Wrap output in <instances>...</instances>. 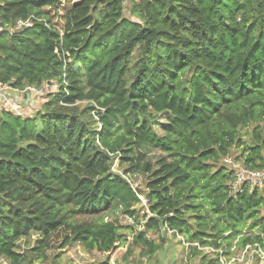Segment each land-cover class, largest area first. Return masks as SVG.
I'll list each match as a JSON object with an SVG mask.
<instances>
[{
	"label": "trees",
	"instance_id": "trees-1",
	"mask_svg": "<svg viewBox=\"0 0 264 264\" xmlns=\"http://www.w3.org/2000/svg\"><path fill=\"white\" fill-rule=\"evenodd\" d=\"M62 1L0 0V83L57 84L0 109V258L33 264L58 232L97 264L264 251V184L231 194L223 162L264 165V0Z\"/></svg>",
	"mask_w": 264,
	"mask_h": 264
},
{
	"label": "rangeland",
	"instance_id": "rangeland-1",
	"mask_svg": "<svg viewBox=\"0 0 264 264\" xmlns=\"http://www.w3.org/2000/svg\"><path fill=\"white\" fill-rule=\"evenodd\" d=\"M72 0H65L62 1V5L71 2ZM50 13L53 17V22H57V28H60L61 23V11L60 10H53L50 9ZM57 89V84H53L52 86L48 87L43 96L41 97H30L26 100L24 106L20 109V115L29 116L35 112V107L40 104V101L45 99L50 92H55ZM38 104V105H37ZM116 169V163L113 166ZM135 186H142V177L139 176L134 180ZM142 199V205L145 204V199L140 196ZM142 213V211H140ZM123 222L131 223V219L123 218ZM61 233L58 232L48 240V246L44 250L45 256H42L38 259H34L33 264H97V261L102 260L106 255H100L97 253H93L90 251H85L82 249L80 245H68L66 247L60 248V244L62 243ZM40 238V235L37 233H32L29 237L20 239L18 241V245L16 250L22 252L24 249L33 248L36 244L35 241ZM124 250L125 247H116L108 256H109V263L110 264H123L124 263ZM188 248L186 243H184V249L181 255L178 257H183L179 262L176 264H198V259H195L193 262H190L189 255H188ZM139 254L138 249L134 251V255L137 256ZM162 254V253H161ZM163 255V254H162ZM134 257V256H133ZM225 257V256H224ZM221 257L223 264H264V251L259 252L258 249L255 248H248L245 252L238 251V253L234 254L233 257L227 259L226 257ZM160 256L156 259L152 260L150 263L147 262V259L141 258V264H170L171 258L167 257L164 258L162 261L159 260ZM54 260V261H53ZM128 260H131L130 258ZM146 260V261H145ZM0 264H9V262L4 259L0 258ZM134 264V263H132Z\"/></svg>",
	"mask_w": 264,
	"mask_h": 264
},
{
	"label": "built area",
	"instance_id": "built-area-1",
	"mask_svg": "<svg viewBox=\"0 0 264 264\" xmlns=\"http://www.w3.org/2000/svg\"><path fill=\"white\" fill-rule=\"evenodd\" d=\"M33 19H36V17L31 15L26 20H18L14 26L7 27V30L11 33L14 29L31 27L33 25ZM2 30H4V27L0 25V32ZM43 89V87L36 89L28 86L24 90H15L9 84L0 83V109L5 108L11 112L20 114V109L26 100L30 97L32 98L34 94H40L43 92ZM223 162L233 174L232 180L229 182L231 194L242 193L245 187L255 188L256 186H262L264 184V165L259 168H249L242 162L236 160L234 156H226ZM248 247L246 246V248ZM221 263L223 264L222 260Z\"/></svg>",
	"mask_w": 264,
	"mask_h": 264
},
{
	"label": "water",
	"instance_id": "water-1",
	"mask_svg": "<svg viewBox=\"0 0 264 264\" xmlns=\"http://www.w3.org/2000/svg\"><path fill=\"white\" fill-rule=\"evenodd\" d=\"M135 191L138 193V192H139V189H138V188H136V189H135Z\"/></svg>",
	"mask_w": 264,
	"mask_h": 264
},
{
	"label": "clouds",
	"instance_id": "clouds-1",
	"mask_svg": "<svg viewBox=\"0 0 264 264\" xmlns=\"http://www.w3.org/2000/svg\"><path fill=\"white\" fill-rule=\"evenodd\" d=\"M245 251V250H244Z\"/></svg>",
	"mask_w": 264,
	"mask_h": 264
}]
</instances>
